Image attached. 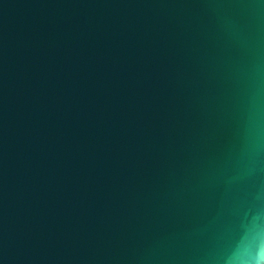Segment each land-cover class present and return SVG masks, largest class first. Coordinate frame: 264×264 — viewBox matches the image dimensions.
<instances>
[{"label":"water","instance_id":"95a60500","mask_svg":"<svg viewBox=\"0 0 264 264\" xmlns=\"http://www.w3.org/2000/svg\"><path fill=\"white\" fill-rule=\"evenodd\" d=\"M0 264H264V0H0Z\"/></svg>","mask_w":264,"mask_h":264}]
</instances>
